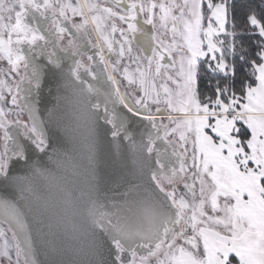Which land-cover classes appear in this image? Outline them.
Instances as JSON below:
<instances>
[{"label":"snow or ice","instance_id":"obj_1","mask_svg":"<svg viewBox=\"0 0 264 264\" xmlns=\"http://www.w3.org/2000/svg\"><path fill=\"white\" fill-rule=\"evenodd\" d=\"M0 264H264V0H0Z\"/></svg>","mask_w":264,"mask_h":264},{"label":"water","instance_id":"obj_2","mask_svg":"<svg viewBox=\"0 0 264 264\" xmlns=\"http://www.w3.org/2000/svg\"><path fill=\"white\" fill-rule=\"evenodd\" d=\"M39 63H41L42 65H47L48 61L45 57H40ZM59 83L60 81L58 79V76L54 75L53 72L48 70V68H45L44 76L42 78V87L39 104V107L41 109L51 107L53 103H55V97L58 94L57 87ZM67 107L70 108L71 105L69 104ZM57 139L63 142L64 138L62 133L57 134Z\"/></svg>","mask_w":264,"mask_h":264}]
</instances>
